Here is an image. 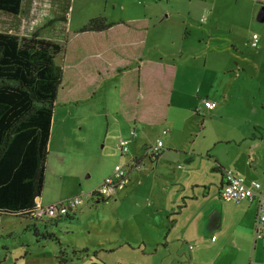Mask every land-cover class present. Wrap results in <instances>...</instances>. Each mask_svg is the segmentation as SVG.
<instances>
[{
	"label": "crops",
	"instance_id": "obj_1",
	"mask_svg": "<svg viewBox=\"0 0 264 264\" xmlns=\"http://www.w3.org/2000/svg\"><path fill=\"white\" fill-rule=\"evenodd\" d=\"M248 1L252 3L230 0L203 5L201 11L208 16L207 20L203 19L215 26L209 28V33H218L219 26L224 24L219 12L226 5L239 11L246 9L252 18L258 15L264 0ZM109 23L115 25L99 33L74 32L67 40L68 57L65 56L63 84L52 124L58 113L66 118L72 114L73 104L93 100L102 85L115 81L119 96L117 114L122 125L120 138L128 139L134 127L141 129L131 139L129 153L123 155L118 144L120 156L113 158L114 167L122 164L127 168L130 181L111 199L116 202L112 206L115 210L125 203L131 207L124 215L113 214L117 221H123L118 237L111 242L121 241L116 249L120 257L115 264L149 261L158 264L174 257L172 252L186 253L189 261L181 264H202V249L214 245L233 250L234 258L222 264H264L262 243L255 231L256 203H228L220 196L224 176L229 171L247 182L264 184V98L261 97L264 87L254 89L246 105H241L239 97L234 96L239 90L238 80L249 69L246 57L240 59L239 55L228 52L224 59L207 66V58L200 50L193 58L201 59L202 67L186 65L183 60L169 62L163 49L155 50L154 54L147 52L149 42L150 47H155L153 40H149L154 27L149 18L139 16ZM226 27L225 33L236 40L227 42L231 47L225 49L234 52L238 49L237 37H243L237 36L232 26ZM234 27L238 33L242 28L245 30L247 23L242 28ZM86 38L92 39L95 46L81 47L72 58L71 41L73 44ZM252 38L248 40L250 45ZM200 41L205 43V49L209 48L205 36ZM218 49L208 51L216 53ZM169 55L177 57L175 50H170ZM195 88L204 91L202 97L194 96ZM203 100L217 103V108L206 110ZM67 105L71 114L66 113ZM230 109L233 113L227 112ZM209 126L211 130L207 129ZM153 128L154 142L144 146L141 139ZM158 135L163 148L152 155L149 149L160 141L155 140ZM136 162H141L143 167L137 168ZM39 199L42 203V197ZM111 200L94 198L87 206L95 209L100 202Z\"/></svg>",
	"mask_w": 264,
	"mask_h": 264
},
{
	"label": "rangeland",
	"instance_id": "obj_2",
	"mask_svg": "<svg viewBox=\"0 0 264 264\" xmlns=\"http://www.w3.org/2000/svg\"><path fill=\"white\" fill-rule=\"evenodd\" d=\"M213 1L219 4L230 0H24L25 7L19 17L0 12V32L28 37L38 31L42 39L65 44V55L56 60L64 69L65 56L68 57L69 51L67 40L72 33L81 31L91 20L102 18L108 23L124 22L129 18L145 16L154 26L149 32V40H153L155 47H150L152 43L149 42L147 52L154 54L155 50L163 49L166 61L183 60L186 65L202 67L203 61L193 58L200 50V54L207 58V66L224 59L228 52L239 55L240 59L246 57V67L249 66V69L246 68L243 77L238 80L239 90L234 93V96L239 97V103L246 105L253 96L254 89L264 87V22L258 21V15H254V18L249 16L246 9L239 11L240 9L226 5L219 12L221 23L223 21L224 24L219 26L218 33L214 31L210 34L209 28L215 29V26L203 19L207 20L208 16L201 9L203 5L210 6ZM245 3L252 2L246 0ZM262 6L264 7V3ZM261 8L260 6L258 14ZM243 23H247L245 30L241 27ZM226 25L232 26L237 36L243 37H237L238 49L234 52L225 49L231 47L227 42L235 39L225 33L228 30ZM234 26L241 27L242 30L237 33ZM254 35L258 37L257 48H253L252 43L248 44V40ZM204 36L205 41L210 43L208 49H205L204 39L203 42L200 41ZM86 45L94 47L95 42L90 38L82 42L73 41V44L71 41L70 56L75 58L78 49ZM215 47L220 48L216 53L208 51ZM170 50L176 51V58L169 55ZM117 87L115 81L107 83L106 86L104 84L93 100L73 104L72 114L67 105L66 113L71 115L66 118L62 113L56 115L54 126H51L46 183L42 192L41 204L44 207L65 203L72 197L89 193L107 173L112 170L108 176L113 174V158L120 156L117 147L122 127L117 114ZM193 90L194 96L202 97L200 94H203V90ZM261 97L264 98V92ZM227 112L233 113V110ZM207 129L211 130L212 126ZM132 130L139 135L141 129L134 127ZM129 135L131 137V132ZM130 137L123 138L130 140L129 148L132 147L134 139ZM155 140L163 143L161 135ZM152 141L154 142V128L141 139L144 146ZM195 175L198 177V172ZM37 201L40 203L39 198ZM88 203L86 201L83 206L78 207L73 219L61 220L58 228L54 229L58 239L48 242L43 239L38 243L36 241L41 237L35 236L32 227L43 229L40 222L16 215L1 216L0 264H59L57 257L65 258L68 262L72 260L74 264H100L97 260L104 264H115V260L120 257L116 249L121 241L111 242L118 237L123 221H117L118 217L113 214L118 212L124 215L131 207L125 203L115 210L112 205L116 202L111 200L100 202L93 209L88 208ZM146 205L149 206L150 202H146ZM107 219L110 222H105ZM143 232L147 234L145 229ZM202 250V264H222L234 258L231 256L232 249H222L218 245ZM173 255L174 257L158 264H181L189 261L186 253L175 255L172 252ZM213 258L215 259L212 260ZM146 264H154V261Z\"/></svg>",
	"mask_w": 264,
	"mask_h": 264
},
{
	"label": "trees",
	"instance_id": "obj_3",
	"mask_svg": "<svg viewBox=\"0 0 264 264\" xmlns=\"http://www.w3.org/2000/svg\"><path fill=\"white\" fill-rule=\"evenodd\" d=\"M23 2L0 0V12L17 17ZM113 25L96 18L80 32L99 33ZM65 51V44L42 39L38 31L28 37L0 32V218L16 215L40 222L43 229L32 227L41 237L37 243L57 240L54 229L59 222L75 215L73 209L62 212L64 202L50 206L55 216L39 215L47 207L37 201L46 183L54 108L64 78L56 60ZM57 259L59 264H74Z\"/></svg>",
	"mask_w": 264,
	"mask_h": 264
},
{
	"label": "built area",
	"instance_id": "obj_4",
	"mask_svg": "<svg viewBox=\"0 0 264 264\" xmlns=\"http://www.w3.org/2000/svg\"><path fill=\"white\" fill-rule=\"evenodd\" d=\"M203 21V20H202ZM258 37H253L252 47L257 48ZM203 105L206 110L213 111L217 108V103L209 100H203ZM164 131L163 134H166ZM136 132H131V137L135 138ZM129 140L121 139L119 141V148L123 155L129 153ZM163 148V143L158 141L154 146L152 145L149 152L152 155H156ZM137 168H142L141 162H136ZM129 175L127 168L122 164H117L114 167L113 174L106 177L99 186L88 194L75 196L70 198L62 205V212L66 213L69 209H76L83 206L86 201L93 199L94 197L103 200H109L123 190L129 184ZM221 199L224 202L239 203L241 201L255 202L258 208V214L255 223L256 237L262 243L264 254V184L257 181L247 182L243 177L235 175L233 172H227L225 174V183L220 193ZM41 212V213H40ZM39 215L47 213L49 216H55L57 211L55 208L47 207L41 210ZM191 248V247H190Z\"/></svg>",
	"mask_w": 264,
	"mask_h": 264
},
{
	"label": "water",
	"instance_id": "obj_5",
	"mask_svg": "<svg viewBox=\"0 0 264 264\" xmlns=\"http://www.w3.org/2000/svg\"><path fill=\"white\" fill-rule=\"evenodd\" d=\"M257 19L259 22H264V7L260 10Z\"/></svg>",
	"mask_w": 264,
	"mask_h": 264
},
{
	"label": "clouds",
	"instance_id": "obj_6",
	"mask_svg": "<svg viewBox=\"0 0 264 264\" xmlns=\"http://www.w3.org/2000/svg\"><path fill=\"white\" fill-rule=\"evenodd\" d=\"M101 183H102V182H101ZM98 186H99V185H98ZM98 186H97V187H98ZM97 187H96V188H97ZM96 188H95V189H96ZM93 190H94V189H93ZM93 190H92V191H93ZM94 198H96V197H94ZM94 198H93V199H94ZM93 199H90V200H93ZM97 199H98V198H97ZM111 199H112V198H111ZM98 200L102 201L103 199H98ZM109 200H110V199H109ZM88 201H89V200H88ZM104 201H108V200H104ZM77 209H79V208L74 209V211H76Z\"/></svg>",
	"mask_w": 264,
	"mask_h": 264
}]
</instances>
